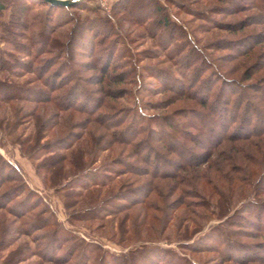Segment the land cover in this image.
<instances>
[{
	"label": "rangeland",
	"instance_id": "1",
	"mask_svg": "<svg viewBox=\"0 0 264 264\" xmlns=\"http://www.w3.org/2000/svg\"><path fill=\"white\" fill-rule=\"evenodd\" d=\"M116 1L82 0L78 3L83 2L81 6L68 11H47V8L38 1H28L29 7L26 15L29 18L28 26L30 29L27 32L38 34L43 23H46L47 32L52 38L57 39L59 44L55 50L44 47L42 52L45 54L37 59H28L29 67L35 69L55 64L50 69L49 76H53L58 70H69L71 72L69 79H72L70 86L73 85L74 98L69 101L70 98L62 97L66 89L59 91L56 95L62 97L61 105L78 107L77 110H79L78 112L59 113L60 117L57 120L58 128L56 130H60L61 134H55V132L51 134V132L43 140L44 142L52 141L55 135H63L67 131L63 129L64 126L71 128L76 125L75 134L85 138L86 132L88 133L85 128L88 120L97 118L98 123L111 124L118 123L121 118L126 117L124 136L127 137L132 134V130L134 132L140 131L135 141L138 144L134 147L132 145L131 147L114 145L109 152L92 156V160L96 158V164L90 167L97 168L105 165L103 168L107 166L111 168V165L116 162L114 159L118 158L124 159L128 165L132 164V168H136L141 173L144 172L142 170H149L148 172H150L153 168L152 157L150 161L143 162L147 159L145 157L148 151L147 146L152 144L151 146H155L154 148H159V145L153 141L158 134L156 132L149 134V130H158L157 128L162 124L165 126L163 122L152 125L151 122H158L153 117L169 118V121L175 122L178 128L184 129L183 131L189 130L186 119L192 121L194 126L204 128L205 131H208V127L215 126L217 136L226 135L225 130L228 128H230L228 133L236 132L241 135L256 129V131H264V103L258 105L255 103L256 108L260 110V119L257 121V125L256 123L249 125L246 118L244 120L239 119L237 124L233 125L229 119L230 114L234 115L236 112L233 110L234 108L231 106L232 109L229 108L227 112H221L226 106L224 101L230 96L228 89L225 90L228 91L225 94L219 93L218 77L207 70L209 65L201 63V58L204 56L206 59L208 58L211 65L219 68L220 72L234 76L239 80L247 68L254 67V65L256 67L258 64L259 67L263 68L262 71L246 84H261L259 87L263 90L260 89L258 94H264V84L260 82L262 81L260 79L264 77V67H262L264 66V59H258V55L261 52L264 53V0H159L166 16L176 24L174 28L162 26L164 13L155 12L156 5L150 0H128L123 4L124 7L116 8L117 17H115L112 8ZM86 9H95L96 15L110 16L111 19L110 21L106 20L108 23L98 22L95 19L92 21L90 18L94 13H90ZM7 14L8 12L4 14L3 19H6ZM85 16L88 17L87 21H85ZM180 26H183L187 36L182 33ZM188 35L191 41L188 40ZM34 38L37 40L36 36ZM192 43L196 44L199 49H193ZM251 48L252 50L254 48L253 52L245 57L244 54L250 52ZM33 49L35 53L38 46ZM62 51L65 54L60 59L59 54ZM42 62H46V64ZM25 73L26 71L22 73L24 78L19 80V83L35 78V75ZM208 76L209 81L204 82ZM101 78L104 81L99 83ZM195 81L199 82L195 83ZM216 82L217 84H215ZM34 86L48 92V89L43 86V82L35 83ZM54 86L57 87V85ZM207 86L209 89L206 88ZM181 91H184V96L177 93ZM192 91L199 98L201 94L203 96L206 94L204 98L210 100L208 105L213 106L204 108L196 101H192L188 95ZM249 92L254 93V91ZM253 93L247 95L250 100L255 98ZM9 105L10 107L8 105L0 106V155L18 168L22 180L33 191V198H37L34 204L38 209L34 212H38L40 217L35 219L28 216L22 220L39 221V219L49 216L48 214L41 216L42 212L49 211L52 213L50 221L54 227L38 231L36 233L38 237L48 231L50 232L52 228L55 229V226L64 227L70 233L71 238L85 244L83 254L92 256L88 264H96L97 255L104 256L106 264H112L105 253L122 255L127 253L133 245L138 246L140 241L146 240L145 244H148V241L158 238L168 240V244L157 243L159 247L170 248L177 254L175 258L171 257L170 259L169 257L164 258V254H162L160 258H164L165 261L180 263L181 259L185 257L195 263L224 264L223 254L219 251H212L217 249V246H220L224 240L223 236L213 235V231L210 230V227L217 225L219 221L215 220L212 211L205 213L206 220L199 221L201 230L194 232L193 225L189 220L180 219V212L183 208L177 207L176 201L171 203L169 209L167 208L168 203L176 200L179 194L177 192L166 199L168 190L163 189V187L170 184L171 181L154 179L151 175L135 177L132 173H128L131 171L128 165L114 166L116 169L121 168V174H118L120 176L116 175L115 172L103 175L99 169L93 177L89 178L84 175L77 177L70 186L72 188L68 193H66L67 191L60 192L58 187L56 188L49 182V173L45 170L37 171L36 165L38 163L24 156L20 147L15 144L18 138L24 140L32 131L33 120L25 117L29 111L34 109L37 111L38 109L37 112L41 114L42 109H45L46 118L49 113H57L56 109L50 104L35 106L28 102H14ZM182 109H186V111L195 110L197 114L204 115L205 118L197 119L192 113L186 114L185 119L180 118L178 115L182 114ZM17 111L22 112V114L18 115ZM218 112L223 113V115L220 116ZM98 123H92L91 127L98 125ZM224 124H228V126L224 128ZM242 125L244 126L243 129ZM132 138L133 136L130 139ZM193 140L196 142L205 141L203 144H208L203 145L205 149L212 147L211 144L214 145L208 138V134H197ZM253 140L258 143L263 142L261 138H254ZM73 142L74 140L70 143ZM179 142L183 143L177 146L183 155L180 159L182 163L187 160L188 156L193 157L194 154L208 152L196 147L194 143H184L181 139ZM77 146L79 145L77 144ZM134 152L137 153L134 154ZM161 153L165 154L166 151H161ZM64 154L68 155L69 153ZM166 156L170 160L174 158L170 154ZM261 160L264 162V157L261 156ZM159 164L157 165L159 173L163 169L170 171L169 173L173 170L170 163L168 166L165 162ZM106 170L111 169L106 168ZM136 170L135 173H138ZM263 173L264 164L259 167L258 174L253 181H257ZM69 175L68 173L65 177L68 179L70 178ZM94 177L100 183L110 184L104 190L92 189L89 194L88 192L85 193L81 188L91 184ZM63 182L59 181L58 184ZM15 186L17 183L10 182L5 184L3 188L12 189ZM131 188L132 192L127 191ZM153 188L160 191L154 192L152 191ZM251 189L250 186L246 187L245 197L251 196ZM76 191L79 194L78 199L73 196ZM158 193L164 194V198H158L156 195ZM147 195H149L148 198H146ZM261 200H264V195ZM142 201L145 203L134 206V204ZM237 202L240 200H235L232 207L233 212L239 207ZM250 215L252 213H245L244 215L242 211L239 213V216L242 217L237 219L242 222L240 226L243 230L250 227L243 220ZM210 218L211 220H209ZM2 219H6L8 222H17L14 223L13 227H22L20 226L21 220L19 222L13 216L0 211V243H10L9 240H11L14 246L12 248H17L19 244H24V246L27 244L30 249L25 253L26 259L36 253L38 246L34 242L35 235L16 236L13 234L6 237L5 230L3 232L5 225L2 223ZM152 220H155L156 228L152 232L154 233L153 236L148 240L145 239L144 235L149 232L147 227ZM248 230L250 232L247 233L249 234L248 238L238 239L239 242L253 246L249 250L251 256L264 257L263 249L260 250L255 247L256 244L264 243V231L257 228ZM186 243L191 245V249L197 251L192 252L178 248V245ZM39 244L43 243L40 241ZM64 244L65 246L59 254L71 246V240ZM44 245L40 246V253L46 252L47 256H54L58 253V250L54 251V246ZM95 245L99 246L100 251L93 252ZM73 247H70L69 250H73ZM8 252V249L0 250V264ZM81 252L76 254L79 255ZM178 257L181 258L178 259ZM39 262L44 264L36 256L22 264H39Z\"/></svg>",
	"mask_w": 264,
	"mask_h": 264
},
{
	"label": "trees",
	"instance_id": "2",
	"mask_svg": "<svg viewBox=\"0 0 264 264\" xmlns=\"http://www.w3.org/2000/svg\"><path fill=\"white\" fill-rule=\"evenodd\" d=\"M28 1L30 0H0V106L8 105V107H10L9 104L14 102H28L35 106L50 104L56 109L57 113H49V116L46 118L44 114L45 109H42L41 114L37 112L38 109L37 111L36 109L29 111L26 115L23 114L27 119L33 120L32 131L24 140H19L20 138H18L17 143L15 142V144L20 147V151L24 156L29 157L38 163L36 165L37 171L45 170L49 173V182L56 188L58 187L60 192L67 191L66 193H68L72 188H70V186L77 177L82 175L88 176L89 178L93 177L95 172L99 169H101L103 175L109 173L112 174L113 172H115L116 175L121 174V168L116 169L114 166L128 165L124 159H114L116 162L111 165L113 168L106 167L111 170L103 168L105 165H101L97 168H91L90 166L96 164V158L92 160V156L109 152L114 145L119 144L130 147L132 145V147H134L138 144L135 143V141L137 140L140 131L137 130V132H134V130H132V134H128L129 136L127 137L124 136L126 130L124 126L126 125L127 120L125 116V118H121L118 123L111 124H104V122L98 123L99 120L97 118L88 120L85 127L88 133L86 132L85 138L84 136L75 134V129L77 127L74 125L71 128L70 126H67L70 129L64 126L63 129L67 131L63 135H55L52 141H43L51 132V134H53V132H55V134H61L60 130H56L58 128L57 120H59L58 118L60 117L59 113L68 111L78 112L79 110H77L78 107L73 108L69 107V105L64 106L61 105L60 102L63 96V98H70L69 101L75 96L72 93L73 85L70 86L72 79H69L71 78V72L69 70H58L59 72L57 71L53 76H49L50 69L54 67L55 64L45 67L41 66L35 69L29 67L28 59H37L45 54V52H42L44 47H46L45 49L55 50L56 46L59 44L58 40L52 38L50 33L47 32L46 23H43L41 31H39V33L37 32L38 34L27 32L30 29L28 26L29 18L28 15H26L29 7ZM33 1H38L44 5L47 8V11L73 10L76 9L77 6H81L83 3L70 7H54L42 0ZM150 1L156 5L155 12L164 13L162 26L166 28H174L176 24L171 22L170 18L166 16V12L162 5L159 4V0H155V2L154 0ZM126 2H128V0H117L115 2L112 8L115 17H117L116 8L123 6ZM86 10L90 13H94L90 18L92 21L95 19V21L98 22L108 23L106 20L110 21L111 19L110 16L96 15L95 9ZM6 12H8L7 17L6 19H3ZM84 18L86 19L85 21L88 20V17L85 16ZM182 27L183 26H180L182 33L186 35ZM34 35L37 40H35ZM188 40L191 41L189 35ZM192 45L194 46L193 49H199L196 44L192 43ZM36 46H38V49L34 53L33 48ZM253 50L251 48L250 52H246L244 56H248ZM64 54V51L59 54V57H61L60 59L63 58ZM258 59H264V53L261 52V54L258 55ZM42 63L46 64V62ZM201 63L209 65L207 70L211 71L210 73L215 74V76L218 77V82L220 83L219 93L225 94L229 91L230 96L224 101L226 106L224 107V111L222 110L221 112H227L232 106L234 108L233 110L236 111H234V115L230 114L229 120H231L233 125H236L239 119L244 120L245 118L249 125L253 123H256L257 125V121L260 119V110L256 108V105L264 103V94H258L263 88L261 89L259 87L261 84L256 85L246 83L250 82L256 74L262 71L263 68L259 67L258 64H256V67L255 65L254 67L251 66L243 72L239 80L234 76H228L226 73L224 74L220 72L219 68L217 69L215 65H211L208 58L206 59L204 56L201 58ZM159 70V72H161V69ZM24 71H26L25 74L28 72L35 75V78L27 79L25 81L22 80L23 82L19 83L18 81L24 78V75L22 74ZM207 80L209 81V76L205 78L204 82H207ZM260 80H262L260 82L264 84V77ZM103 81L104 79L101 78L99 83H102ZM41 82H43V86L48 89V92L34 86L35 83L39 84ZM197 82L199 81H195V83ZM215 84H217V82ZM54 85H57V87ZM190 87L193 88V86ZM208 87L209 86L206 88ZM64 89L66 90L62 97L56 95V93ZM227 89L228 91L226 92L225 90ZM249 91H254V93ZM177 93L184 96V91ZM249 93H253L252 95L255 96L254 100L248 98L247 95ZM188 95L192 101H196L204 108H211L213 106L208 105L210 100L204 98L206 94L204 96L201 94L199 98L195 92L192 91L189 92ZM181 111L182 114L178 115L180 118L185 119L186 114L188 113H192L197 119L205 118L204 115L197 114L195 110L186 111V109H182ZM17 113L18 115L22 114V112L18 111ZM218 114L220 116L223 115V113L220 112H218ZM153 119L158 122H151L152 125H158L159 122H163L165 125L162 126V124L159 126L157 128L158 130H149V134L150 132H156V134H158V136H156L157 138H155L156 140L153 139V141L159 145V148H154L155 146L149 144L147 146L149 154L148 151L147 154H145L147 159L142 161H150V158L152 157L153 168L150 172H148L149 170H142L144 172L139 173L136 168H132V164H129L128 166L131 171L128 173H132L135 177L151 175L154 179L171 181L170 184L163 187V189L168 190L166 192L167 196L159 193L156 195L161 199L164 198V196L167 197L166 199H169V196H173L178 192L179 194L176 197V200L168 203L167 208L169 209L171 207L170 205H172L171 203L176 201L178 203L177 207L183 208L180 212V219L183 220L185 218L186 220H189L193 225L192 229L194 232L201 230L199 221L203 219L206 220L207 216L205 213L212 211L215 220L219 221V223L213 227L211 226L210 230L213 231V235L217 234L224 237L221 245L217 246L219 249L217 248V250L215 248L212 251H219L223 254L222 257L224 259V264H264V257H256L249 254V250L253 247L251 244L239 242L238 240L244 237L248 238L249 234L247 233H250L248 232V229L253 230L257 228L264 231V200H261V197L264 195V173L257 181H253L258 174L259 167L264 164L261 160V156L264 157V131H256V129L251 130L250 133L247 132L246 134L241 135L236 132H233V134H231L232 132L228 133L230 130V128H228L225 130L227 133L226 135L217 136L215 134V126H210L208 127V131H205L204 128L194 126L192 121L186 119V122L189 125V130L183 131L184 129L178 128L175 125V122L171 120L169 121V118L165 119L158 116L157 118L153 117ZM90 122L98 123V125L91 127L92 123ZM224 125V128L228 126V124ZM243 128L244 126L242 125V129ZM197 134H208V138L214 143V145L211 144L212 147L209 148L210 150L203 147V145H208L207 143L203 144L205 141L200 140L202 142V144H200V141H197L200 142L197 143L193 140ZM132 136L133 138L130 139ZM3 138L4 137L2 136V139ZM254 138H261L263 142H255L253 140ZM180 139L184 141V143H194L196 147L208 152L204 154H194L193 157L188 156L187 160L182 163L180 159L183 155L179 150V147H177L178 145L183 144L179 142ZM73 140L74 142L70 143ZM77 144L79 146H77ZM161 151H166V153L163 154ZM64 153L69 154L65 155ZM136 153L137 152H134V154ZM169 154L174 158L170 160L168 156H166ZM160 162H165L167 166L168 163H170V166L173 169L171 173H169L170 171L168 172V170L163 169L160 170V174L157 166L160 165ZM65 166L67 167L65 168ZM135 170L138 171V173H135ZM68 173L71 176L69 175L70 178L67 179L65 176H67ZM93 179L94 180L91 184L81 188L85 193L88 192L89 194V191L92 189L104 190L107 185L110 184H104V182L100 183L97 179L95 180V177ZM59 181L64 182L58 184ZM10 182L17 183V186L12 189H4V185ZM247 186L252 188L250 192L251 196L245 197ZM77 191L74 192L73 196H76L78 199L79 194ZM127 191L132 192V188ZM152 191L159 192L160 190L153 188ZM148 196L149 195H147L146 198H148ZM33 197V191L30 190L26 186L25 181L22 180V175L18 168L14 167L8 160L0 155V211L6 215L13 216L14 219L19 222L20 220L22 221L20 222V226H22L20 228L19 226L13 227L14 223L16 224L17 222L13 223L8 222L6 219H2V223L5 225L3 232L5 230L6 237L13 234L16 236L35 235L34 242L38 246V250L35 251L36 253L26 259L24 257L26 256L25 253L30 249L27 244L25 246L24 244H19L17 248H12L14 246L13 243H11V240H9L10 243L2 242L0 243V250L5 251L8 249L9 252L3 258L1 264H22L36 256H38L40 261L44 262V264H88L92 259V256L89 254H83L85 244L81 242L79 243L78 240L71 238L70 233L64 227L59 226L58 228L55 226V229L52 228L50 232L48 231L41 234L42 236L39 235L40 238L38 237L36 234L38 231H44L54 227L50 221L52 215L51 212H42L43 214L41 216L47 214L49 216L39 219V221L35 220L29 222L22 220L26 219L28 216L32 218L34 217L35 219L40 217V215L37 214L38 212H34L38 207L34 204L37 198L35 197L34 199ZM235 200H240V202H237L239 203V207L233 212L232 207ZM144 203L145 201L138 202L134 204V206ZM241 211L243 215L245 213H252V215L248 216L246 219L242 218L247 222L248 226H250L247 230L241 228L240 223L242 222H239V219H237L242 217L239 216ZM209 220H211V218ZM155 228V220H152L147 227L149 232L144 235L145 239H151L154 234L152 232H154ZM211 235L212 234H210V236ZM70 240L71 246H69L65 252L59 254L60 250L65 246L64 243L70 242ZM40 241L43 244H39ZM145 242L146 240L144 242L140 241L138 246L133 245L132 248L128 249L127 253L122 255L110 254L108 252V255L107 253H105V255L108 256L109 261H112V264H131V261L132 264H202V262L195 263L193 260L185 257L181 259L180 263L171 262L170 260L165 261L164 258H175L177 255L176 252L170 248H162L158 246L157 243L160 242L168 244L167 239L158 238L157 240L148 241V244H145ZM41 245L54 246V251L58 250V253L54 256H47L45 254L46 252L40 253L39 250ZM72 246H74L73 250H69ZM255 247L260 250L263 249L264 251V243L256 244ZM93 248V252L100 251V248L97 245L93 246ZM178 248L187 249L192 252L197 251L191 249V245L187 243L178 245ZM79 251H82L81 254H76ZM162 254H164L163 259L160 258ZM180 258L181 257H178V259ZM96 264H106L104 256L97 255Z\"/></svg>",
	"mask_w": 264,
	"mask_h": 264
},
{
	"label": "water",
	"instance_id": "3",
	"mask_svg": "<svg viewBox=\"0 0 264 264\" xmlns=\"http://www.w3.org/2000/svg\"><path fill=\"white\" fill-rule=\"evenodd\" d=\"M42 1L54 7H70V6H75L82 0H42Z\"/></svg>",
	"mask_w": 264,
	"mask_h": 264
}]
</instances>
